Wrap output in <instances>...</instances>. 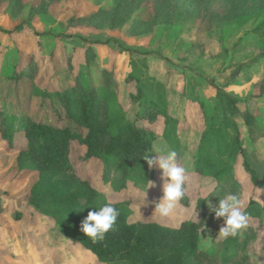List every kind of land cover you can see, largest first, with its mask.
<instances>
[{
  "label": "rangeland",
  "instance_id": "1",
  "mask_svg": "<svg viewBox=\"0 0 264 264\" xmlns=\"http://www.w3.org/2000/svg\"><path fill=\"white\" fill-rule=\"evenodd\" d=\"M263 19L264 0H0V115L13 132L6 140L0 117V264H105L45 213L49 205L33 199L34 189H53L55 181L40 184L37 170L19 167V155L28 118L73 130L31 96L32 85L55 90L78 81L102 87L101 113L109 103L131 112L137 108L130 100L135 82L128 77L135 69L151 92L165 89L166 109L184 127L167 133L163 117L152 126L144 122L159 133L153 151L177 152L186 169L185 196L170 216H159L154 210L164 180L158 166L150 179L142 167L124 174L115 160L85 159L86 146L75 140L69 148L72 174L98 192V201L123 204L137 223L197 221L199 202L209 209V202L215 207L219 197L238 194L241 210L250 200L263 209L261 217L248 219L262 249L264 186L253 187L236 154L241 147L264 158ZM24 67L29 75L21 79ZM218 89L255 121L252 128L241 118L237 129L219 125L224 151L210 152L233 175L234 192L193 167Z\"/></svg>",
  "mask_w": 264,
  "mask_h": 264
},
{
  "label": "trees",
  "instance_id": "2",
  "mask_svg": "<svg viewBox=\"0 0 264 264\" xmlns=\"http://www.w3.org/2000/svg\"><path fill=\"white\" fill-rule=\"evenodd\" d=\"M18 73L21 79L29 75L26 67ZM141 74L142 70L135 69L128 77L135 82L130 100L137 108L131 112L109 103L101 113L102 87L91 84L75 81L73 85L55 90L32 85L31 96L47 103V107L73 125V130L69 126H56L37 119L25 121L24 145L18 165L23 169L37 170L40 184L55 181L51 186L53 189H34L31 196L49 205L45 213L105 264H264V247L260 249L255 244L257 228L248 224L236 237L225 239L218 234L223 218L210 213L203 201L198 203L201 215L197 221L185 220L177 226L159 222L137 223L131 221L123 204L98 201V192L72 174L69 148L70 142L75 140L86 146L85 159L115 160L124 174L128 169L142 167L148 178H152L154 169L142 159L145 153L153 151V143L158 140L159 133L151 126L163 117L167 133L176 127L182 131L184 127L176 115L168 113L165 89L159 87L151 92L142 82ZM0 117L3 120L1 131L6 140L12 141V127L2 114ZM238 118L249 128L255 124L249 110L241 109L235 97L218 89L214 113L208 117L198 150L192 156L197 172L213 178L221 190L227 187L229 192H234L231 188L235 179L223 172V164L212 158L210 152L216 153L221 148V152L224 151L219 125L237 129ZM145 121L151 126L145 125ZM236 155L250 175L253 187H263L264 158L250 154V161L241 147ZM103 204L117 208L119 215L105 239L93 243L80 231V224L92 207ZM242 211L249 219L261 217L263 209L250 200ZM207 232L211 234L209 243L203 242Z\"/></svg>",
  "mask_w": 264,
  "mask_h": 264
},
{
  "label": "clouds",
  "instance_id": "3",
  "mask_svg": "<svg viewBox=\"0 0 264 264\" xmlns=\"http://www.w3.org/2000/svg\"><path fill=\"white\" fill-rule=\"evenodd\" d=\"M150 153L156 155L150 156ZM142 159L150 169L158 166L162 172L163 196L155 203L154 211L161 217H168L186 194V169L178 164L177 152L166 151L163 148L145 153ZM241 208L242 201L238 194H227L219 197L218 206L215 207L209 202L210 213L214 212L216 218H223V225L218 233L221 237L225 239L234 238L240 234L241 230L248 227V215ZM92 209L81 222L80 231L85 237L96 243L103 241L105 235L113 228L119 211L111 204H103L92 207Z\"/></svg>",
  "mask_w": 264,
  "mask_h": 264
}]
</instances>
